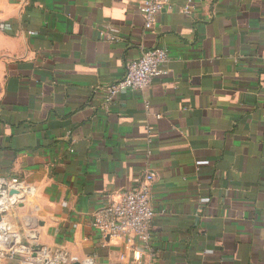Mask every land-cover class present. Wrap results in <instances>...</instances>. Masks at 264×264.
I'll return each mask as SVG.
<instances>
[{
  "label": "crops",
  "instance_id": "0c3cea01",
  "mask_svg": "<svg viewBox=\"0 0 264 264\" xmlns=\"http://www.w3.org/2000/svg\"><path fill=\"white\" fill-rule=\"evenodd\" d=\"M140 1L0 0V264L132 261L90 221L147 169L142 264H264V0H171L149 30ZM158 46L165 73L106 105Z\"/></svg>",
  "mask_w": 264,
  "mask_h": 264
},
{
  "label": "built area",
  "instance_id": "2783aa9c",
  "mask_svg": "<svg viewBox=\"0 0 264 264\" xmlns=\"http://www.w3.org/2000/svg\"><path fill=\"white\" fill-rule=\"evenodd\" d=\"M170 1H140L137 11L146 30L155 24L157 13L169 8ZM105 37L110 42L115 40L112 35ZM167 63V53L159 46L128 61L124 66L123 77L107 87L104 103L106 105L112 103L121 93L146 89L153 79L165 73ZM150 131L147 129V134ZM154 178L155 174L151 170H145L137 187L105 197L92 215L90 225L102 238L123 239L127 244L132 245L135 242L139 244L133 251L132 261L125 262L124 256H121V264H142L144 254L154 256L151 249V228L155 211L150 197V185ZM12 183L16 184L15 180Z\"/></svg>",
  "mask_w": 264,
  "mask_h": 264
},
{
  "label": "water",
  "instance_id": "95a60500",
  "mask_svg": "<svg viewBox=\"0 0 264 264\" xmlns=\"http://www.w3.org/2000/svg\"><path fill=\"white\" fill-rule=\"evenodd\" d=\"M18 194H19V192L17 190H15V189H10L7 192V195L8 196H13V195H18ZM0 198H3V196L1 195V193H0ZM1 220H2V215L0 214V222H1ZM36 257H37V254H34L33 255V258H36ZM59 264H61V263L59 262Z\"/></svg>",
  "mask_w": 264,
  "mask_h": 264
},
{
  "label": "trees",
  "instance_id": "16d2710c",
  "mask_svg": "<svg viewBox=\"0 0 264 264\" xmlns=\"http://www.w3.org/2000/svg\"><path fill=\"white\" fill-rule=\"evenodd\" d=\"M151 132V131H150Z\"/></svg>",
  "mask_w": 264,
  "mask_h": 264
}]
</instances>
